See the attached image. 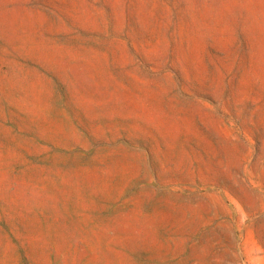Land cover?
<instances>
[{"label": "rangeland", "instance_id": "1", "mask_svg": "<svg viewBox=\"0 0 264 264\" xmlns=\"http://www.w3.org/2000/svg\"><path fill=\"white\" fill-rule=\"evenodd\" d=\"M0 264H264V0H0Z\"/></svg>", "mask_w": 264, "mask_h": 264}]
</instances>
